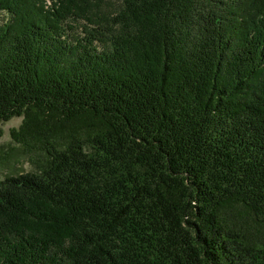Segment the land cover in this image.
Listing matches in <instances>:
<instances>
[{
    "label": "trees",
    "instance_id": "trees-1",
    "mask_svg": "<svg viewBox=\"0 0 264 264\" xmlns=\"http://www.w3.org/2000/svg\"><path fill=\"white\" fill-rule=\"evenodd\" d=\"M49 2L0 0V264H264V0Z\"/></svg>",
    "mask_w": 264,
    "mask_h": 264
},
{
    "label": "rangeland",
    "instance_id": "rangeland-1",
    "mask_svg": "<svg viewBox=\"0 0 264 264\" xmlns=\"http://www.w3.org/2000/svg\"><path fill=\"white\" fill-rule=\"evenodd\" d=\"M49 4V0H46ZM22 116H14L7 121L0 122V128L2 129V135L0 136V159L9 157L5 160L6 165L0 167V177L2 178L5 173H18L21 171H28L31 169V165L26 157L19 155L17 145L11 139V131L17 129L21 124ZM3 160V159H2Z\"/></svg>",
    "mask_w": 264,
    "mask_h": 264
}]
</instances>
